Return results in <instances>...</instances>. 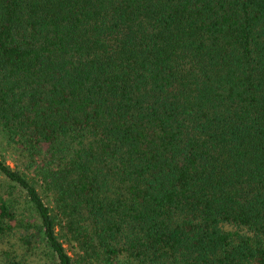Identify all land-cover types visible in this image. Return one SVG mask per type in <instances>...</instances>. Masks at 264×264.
I'll return each instance as SVG.
<instances>
[{
    "label": "trees",
    "instance_id": "1",
    "mask_svg": "<svg viewBox=\"0 0 264 264\" xmlns=\"http://www.w3.org/2000/svg\"><path fill=\"white\" fill-rule=\"evenodd\" d=\"M0 147V264H264V0H0Z\"/></svg>",
    "mask_w": 264,
    "mask_h": 264
},
{
    "label": "rangeland",
    "instance_id": "2",
    "mask_svg": "<svg viewBox=\"0 0 264 264\" xmlns=\"http://www.w3.org/2000/svg\"><path fill=\"white\" fill-rule=\"evenodd\" d=\"M0 157L10 167L25 170L22 160L10 147H0ZM17 237L18 235L13 233L11 236L9 235L5 238L4 242L6 243L8 240V242L10 241L15 243L12 248L15 249L17 258H22L24 264H55L53 257L50 255L49 250L46 247L40 245L31 247L21 245L20 242L18 243L16 241ZM59 240L62 242L66 252L72 257L73 261H75L74 253L76 252V248L73 243L69 242L62 236H60Z\"/></svg>",
    "mask_w": 264,
    "mask_h": 264
}]
</instances>
